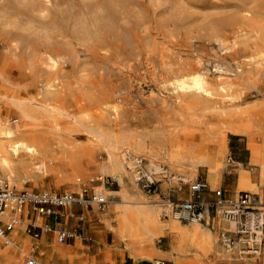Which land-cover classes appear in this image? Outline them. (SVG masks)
Here are the masks:
<instances>
[{
  "label": "rangeland",
  "instance_id": "obj_1",
  "mask_svg": "<svg viewBox=\"0 0 264 264\" xmlns=\"http://www.w3.org/2000/svg\"><path fill=\"white\" fill-rule=\"evenodd\" d=\"M8 1L12 0H0V3ZM172 1L30 0V3H19L17 8L20 12L7 11L6 22L0 23V109L3 110L4 116L20 117L11 99L41 98L43 82L56 78L66 92L78 93L83 90L93 94L98 100L118 101L121 106L120 119L128 127L141 129L159 124L165 130L172 129L175 140L188 141L190 135H199L205 131L208 124L222 121L208 111L198 112L197 120L176 118L171 111L177 107L174 103L176 91L171 81L182 74L178 72V67L186 65L191 69L190 65L198 61L199 68L210 78L232 82L240 79L234 74L236 66L242 64L245 57L254 51L243 44L222 51L220 44L207 37L209 26L228 15H233L237 9L233 6L219 10L191 7L184 13L168 8ZM226 2L234 4L237 1ZM252 3L257 4V7H264V0ZM30 4L35 10H31ZM43 4L48 8L39 12L38 9ZM53 18L57 22L56 26L51 24ZM80 19H83V22H80ZM74 24L77 28L83 24V29L88 28L91 35H83V41L76 38L73 33ZM97 37L105 40L102 43L103 48L95 47ZM66 42L69 49L63 48ZM53 48L68 52L63 58L57 57L56 66L47 58ZM72 48L77 50L72 53ZM219 62H223V71L216 69ZM247 67L252 71L251 75L255 81L238 89L241 92L238 101L247 104L257 99V106L261 107L264 72L257 69L254 63L248 64ZM67 103L76 113L75 104L69 97ZM111 117L109 112L103 113L88 125L93 126L96 122L106 124ZM56 118L45 110L36 115L34 122L39 124L37 127L43 134L42 149L35 153H21L25 162L22 175L24 178L19 181L21 188L15 183H8L18 190L28 191L80 192L76 189L78 185L82 191L83 188L94 190L98 186L119 189L120 186L113 176L100 170L101 162L107 158V153L99 147L97 140L83 127L74 126L73 123L60 118H57V121L63 131H72L67 135L57 133L54 128ZM25 127L29 126L24 125ZM114 129L118 130V126H114ZM195 140L198 141L199 137ZM147 153L154 158L163 157L156 147L149 149ZM229 153H232L235 160L243 161L244 166L251 168L253 179L259 180L258 166L248 163L250 152L245 148V141L237 135H229L225 167L218 170L217 180L219 176H228L232 181L237 178V171L234 175L230 170H239V165L235 162L228 165ZM143 157L144 155L140 158ZM198 160L199 157L190 152H182L175 157L165 155L158 160L163 169L153 171L147 167L146 159L143 158L144 167L155 183L152 188H146L135 179L133 184L145 199L159 204L162 220L166 221L172 217L174 205L166 204L169 197L175 202L188 198L190 183L196 178L207 179L208 167L206 163ZM131 171L137 172L134 167ZM102 174L103 178L100 176ZM180 177L186 178L187 181L179 179ZM76 180L80 184H76ZM211 187L225 188L219 186L218 182ZM263 188L264 182L262 192ZM208 195L211 198L215 196L213 193ZM108 199L112 200L108 201L105 208L109 215L102 214L101 209L98 213L90 214L88 211H91L94 205H76L79 208L73 211L79 213L85 210L86 218H75L71 225L72 230H76L82 238L78 239L74 234L64 245L71 253L65 264H154L155 259L142 260L133 257L125 248L124 241L119 239L118 233L111 228L107 229L108 222L104 219L106 217H115L116 219L112 218L113 222L118 225L119 217L115 215L113 208L118 205L116 201L122 197L120 194L115 197L108 195ZM166 213L168 215H165ZM43 219L40 217V220ZM207 221L216 228L218 243L223 245L220 239L221 231L232 230L233 227L220 215L213 220L207 218ZM60 222H63L65 228L68 227L66 218ZM47 236L48 239H53L52 234ZM174 236V233L166 232L157 236L153 244L170 250ZM54 242L58 244L55 240ZM262 254L257 258L258 255L236 252L230 259H222L215 253H209L201 264H264V249ZM157 258L174 264L169 258ZM20 263L19 255L13 264Z\"/></svg>",
  "mask_w": 264,
  "mask_h": 264
},
{
  "label": "bare ground",
  "instance_id": "obj_2",
  "mask_svg": "<svg viewBox=\"0 0 264 264\" xmlns=\"http://www.w3.org/2000/svg\"><path fill=\"white\" fill-rule=\"evenodd\" d=\"M48 1L51 2V0ZM236 1V3L230 4L226 0H173L168 5L172 11L180 10L184 13L191 7L219 10L233 6L237 9L233 15H228L209 26L207 37L220 44L222 51H227L238 44H243L244 47L254 51L248 55L250 58L245 57L242 64L236 66L234 74H237L240 79L232 82L221 80V78H210L199 68L198 61L190 65L191 69L186 65L178 67V72L182 74L171 81V85L176 91L174 103L177 105L171 111L176 118L197 120L198 112L208 111L222 121L208 124L205 131L199 135H190L188 141L175 140L174 131L172 129L165 130L159 124L141 129L125 125L120 119V103L116 100L109 102L98 100L94 98L93 94L83 92V90H79L78 93L66 92L62 85L60 86L58 79H48L43 82L41 98L11 99L20 117L7 118L4 116L3 110L0 109V182H10L12 185L15 183L21 188L19 181L24 178L22 175L25 169L21 153L23 151L35 153L42 149L43 134L34 119L38 113L45 110L54 114L58 119L86 129L97 140L99 147L106 151L107 158L101 162L100 170L113 176L120 188L110 189L98 186L94 188V191L100 195H106L107 198L108 195L115 197L118 194L122 197L121 200L116 201L118 205L115 207V215L119 217L118 225L113 222L115 217L104 219L108 222L107 226L118 233L120 237L118 238L124 241L125 248L133 257L142 260H157V257L162 256L169 258L174 264H201L209 253H215L222 259H230L236 252L242 253L238 244L232 248L220 245L216 228L208 222L184 219L176 213H172L169 220H162L159 204L145 199L141 192L135 188L133 181L136 179L137 182L138 172L131 171L133 167L137 171L136 158H140L142 155L146 159L147 167L154 171L163 169L158 160L165 155L175 157L182 152H190L199 157L198 161L206 163L208 167L207 180L210 186L215 185L218 170L225 167L229 135H237L245 141V148L250 152L248 163L258 166L257 170L264 181V96L261 107L257 106V99H253L247 104H241L238 101L241 97V92L238 89L247 87L255 81L251 75L252 71L247 65L254 63L257 69L264 72V7H257V4L252 3L256 0ZM22 2L30 3V0L1 2L0 23L6 22L7 11L20 12L21 10H18L17 6ZM30 8L35 10L31 4ZM47 8V5L43 4L38 11L42 12ZM54 20L53 18L51 24L56 26L57 22ZM80 22H83V19H80ZM73 33L76 38L82 41L83 35H91L88 28L83 29V24L80 28L74 24ZM96 41L98 42L94 44L95 47L103 48L102 43L105 40L97 37ZM68 45L66 42L63 48L69 49ZM76 50L71 49L72 53ZM50 51L47 58L53 66L58 64L57 57L63 58L66 56L65 53H68L56 48ZM216 69L223 71V62L217 63ZM68 97L74 102L76 113L70 109L67 103ZM108 112L112 117L106 121V124L96 122L93 126L88 125L90 122H95L103 113ZM57 118L54 123L56 132L66 135L71 133L72 130L63 131ZM24 125L29 127L24 128ZM114 126H118V130H115ZM198 137L199 140L196 141L195 138ZM154 147L163 157L154 158L147 153ZM235 164L239 165V187L236 194L242 190H249L258 193L259 199L263 200L261 189L252 181V169L244 166L243 161L240 160H235ZM100 176L104 177L103 174ZM179 179L185 180L186 178L180 177ZM77 180L79 181L80 178ZM77 180L75 183L80 184ZM79 188L78 185L76 189L82 191ZM108 201L112 200L108 199ZM166 204L173 205L168 201ZM220 209L221 206L218 207V211ZM98 210V206L94 205L91 212H98ZM228 225L234 227L231 223ZM57 227L65 228V225L58 221ZM166 231L175 234L172 248L168 252L160 250L153 244V240L157 236L165 234ZM9 236L11 240L6 243L5 237L0 235V264H13L20 255L17 248L26 247L30 242L40 244V264H65L67 257L71 256L68 249L64 247L67 243L56 244L53 239L43 242L28 235L23 221L15 226ZM75 236L78 239L82 238L78 232L75 233ZM261 254H258L257 258L261 257ZM93 263L96 264V262Z\"/></svg>",
  "mask_w": 264,
  "mask_h": 264
},
{
  "label": "built area",
  "instance_id": "obj_3",
  "mask_svg": "<svg viewBox=\"0 0 264 264\" xmlns=\"http://www.w3.org/2000/svg\"><path fill=\"white\" fill-rule=\"evenodd\" d=\"M228 165L235 159L232 153L227 156ZM138 181L148 188H152L155 181L144 167L143 158H136ZM181 188V187H180ZM190 196L177 202H169L174 206L172 213L184 219H197L208 222L221 216L233 224V229H225L220 233L224 247L232 248L239 245L246 254L258 255L264 246V200L259 199V194L249 190L239 191L234 196H228L224 188H211L207 179L196 178L189 185ZM213 192L215 197L209 198L207 193ZM108 203L106 195H100L94 190L84 189L74 191H28L18 190L8 182H0V235L9 243L10 232L20 222L25 223V231L39 240L48 234L60 244L68 243L76 233L71 227L58 228L57 222H66L72 217L84 218L83 213L70 212L74 205L89 207L96 205L107 215L105 210ZM206 206L208 211H206ZM221 206L220 211L218 207ZM165 215H168L167 213ZM43 217V220H40ZM40 244L30 242L19 250L20 264H40ZM154 264H171L165 259H157Z\"/></svg>",
  "mask_w": 264,
  "mask_h": 264
},
{
  "label": "crops",
  "instance_id": "obj_4",
  "mask_svg": "<svg viewBox=\"0 0 264 264\" xmlns=\"http://www.w3.org/2000/svg\"><path fill=\"white\" fill-rule=\"evenodd\" d=\"M232 171V172H231ZM236 171H237V174H238V170L237 169H232V170H230V172L231 173H233L234 175L236 174ZM259 172V171H258ZM252 181L254 182V183H256L257 184V186L261 189V191H262V187H263V180H262V178H261V176H260V173H259V180L257 181V180H255V179H253V175H252ZM217 182H218V184H219V186H221V187H225L224 189H225V192H226V194L228 195V196H234L235 194H236V191H237V189H238V187H239V184H238V175H237V178H235V181H232L231 179H230V177H226V176H219V178H218V180H217ZM210 193H213V192H210ZM210 193H207V196L209 197V195L208 194H210ZM214 194V193H213ZM215 197V196H214ZM261 197H262V199L264 200V188H263V192H262V194H261ZM209 198H211V196L209 197ZM77 208H79L78 206H71L70 208H69V211L70 212H72L73 210H76ZM115 206H114V208H113V210H114V212H115ZM206 211H208V208L206 209ZM90 214H93L94 212H91L90 210L88 211ZM81 213H83V215H84V218L83 219H85L86 218V213H85V210H83ZM96 213V212H95ZM98 213V212H97ZM75 218H78L77 216L76 217H72V218H70L69 220H68V227H72L71 225L75 222L74 220H75ZM106 227H107V229H109V227L106 225ZM166 232H168V231H166ZM49 237L48 236H44L41 240L43 241V242H46V241H48L49 239H48ZM158 247V246H157ZM160 250H162V251H164V252H168L169 251V249H167V248H160V247H158ZM127 249V248H126ZM263 249H264V246H263ZM40 252V251H39ZM166 255V254H165ZM167 256V255H166ZM145 264H151V263H145Z\"/></svg>",
  "mask_w": 264,
  "mask_h": 264
}]
</instances>
